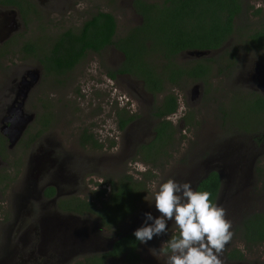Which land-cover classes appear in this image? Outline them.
I'll use <instances>...</instances> for the list:
<instances>
[{"label": "rangeland", "instance_id": "374dc122", "mask_svg": "<svg viewBox=\"0 0 264 264\" xmlns=\"http://www.w3.org/2000/svg\"><path fill=\"white\" fill-rule=\"evenodd\" d=\"M63 1H60L61 9L48 11L43 7V15L48 13L50 16L48 18L44 16L43 20L41 18V21H33L29 24V29L34 32L36 30L37 33H35L38 36H34L33 32L30 33V36L27 35L34 40L39 38L44 49H49L59 32L66 28L78 31L83 22L98 11L110 12L116 17V36L124 35L140 22L138 12L134 11L131 0ZM149 1L158 2L160 0ZM38 2L44 4L47 0H38ZM241 2L243 9L240 15L234 19L235 32L223 44L226 52L235 48L236 64L233 70L228 75L227 69L222 68L221 65L220 72L224 73L219 74L217 67L212 64L211 81L209 86L205 87L201 102L188 104L191 119L186 126L179 146L166 149L169 156L164 161L153 164L155 167H152L151 164H144L136 154L133 155L131 148L125 144L126 134L116 129L119 111H126V108L123 107L125 106L124 102H120L123 99L122 96H136L134 88H137L138 94L145 100L142 103L144 108L140 107L138 110L140 115H145L148 111V109H143L148 107L149 96L141 91L138 81L133 76L129 78L122 76L117 80L109 79L106 76V73L115 69L121 60L120 56L110 47H105L99 53L88 52L78 65L59 79L60 84L54 80L57 77L49 79L44 76L37 85L33 86L27 101L28 111L35 114L37 119L43 114L50 116V124L45 132L50 137L59 139L57 143L60 146L50 148L48 158L59 159L60 166L64 167L63 172L59 171L63 178V181L60 182V188L67 190L62 197L71 196L94 200V194L97 190L105 188L108 191L110 180H116L122 174H129L135 179L141 176L139 174L141 171L136 167L137 164L147 167L148 170L143 173L151 171L153 175L146 182L147 190L143 194L137 210L117 228L105 229L96 225V222L92 226L84 218L88 217L86 216L88 214H82L80 219L73 214V217L76 218L75 227L80 228L83 232L88 227L95 229L97 239L91 240L92 246L89 249L73 239L71 250L67 252L68 255L63 253L65 257H59V264H76L84 254L98 253L100 250L105 251L110 245L109 240L117 232L136 230L141 227L145 221L144 214L156 211L153 184L157 186L158 190L161 183L173 179L180 183H190L193 189L196 180L201 178L204 171L209 168L216 169L224 175L221 178L220 190L214 203L226 210V219L231 221V230L234 232L231 242L220 257L223 264H264V242L253 247L246 246L240 233L236 230L246 216L253 212L264 211V148H252L249 145L246 148V146L238 145L239 142L246 143L249 136L264 130V112L260 117L255 116V114L251 115L250 105L245 104L248 100L247 97H254V94L262 93L250 90L243 82L244 76H246L245 70L247 71L249 67L255 68L256 60L261 62L264 69V48L248 44L244 39L247 33L264 26V0H241ZM256 8L261 9L258 15L253 14ZM15 20L18 22L17 19ZM15 46L16 44H14ZM206 58L219 61V63L222 62V59H218L217 55H210ZM23 59L13 55L11 58L13 65L9 70L15 72V68L21 63L29 66L34 65L33 60ZM186 59V55L178 54L172 59V62L183 64ZM153 61L157 67L167 63L161 57L153 58ZM9 70L4 69V66L0 67L2 76L3 73L9 75ZM179 85L181 91L184 92L187 89L190 90L193 83L183 80ZM183 103L185 105V98ZM229 109L233 118L249 127V130L245 131L234 125V132H231L235 136L234 141L237 146L234 150L235 156L239 155L241 158L246 157L249 160L246 164H243L242 160L240 164L245 173L242 171L235 172V162L231 157L222 163L209 158L218 153L228 155L227 152H233L232 149L224 148L222 145L225 137L223 134L228 131L226 127L228 124L221 111ZM36 123L34 121L30 125L23 139L36 132ZM141 124L143 123L141 122ZM144 124L146 125L145 122ZM81 129L90 131L98 136L101 141L104 140L105 147L101 149L90 146L81 147L77 139ZM112 133L116 136L115 140L110 138ZM225 138V142H227L229 139ZM112 141H115L114 147H107ZM23 146L24 144L21 142L12 150L5 151L3 158L8 160L9 166L11 161L18 157L20 162H26V156L24 158L22 156L27 150ZM123 156L124 158H122ZM251 165H253V169L256 167L259 171H250ZM153 170H157L159 175H154ZM15 171L16 168H13L11 174L16 173ZM239 173L242 174L241 177L238 176ZM26 179L29 180L27 177ZM66 180L69 181L66 183ZM8 192V190H0L2 195L0 198V220L2 221L4 220L3 216L6 217L5 220L9 219L10 216V211L4 203ZM177 229L174 221H170L166 235L154 237L146 244L140 243L138 252L141 257V264H166L167 255L162 253L160 249L165 245L166 237ZM7 243V239L1 235V257L6 255ZM241 245H243V250H241ZM150 249H155V253L152 254ZM234 249L240 250L243 257L240 259L228 257V253ZM58 250L62 253L60 243ZM109 264H122V262L119 258H115L109 261Z\"/></svg>", "mask_w": 264, "mask_h": 264}, {"label": "flooded vegetation", "instance_id": "af4514ba", "mask_svg": "<svg viewBox=\"0 0 264 264\" xmlns=\"http://www.w3.org/2000/svg\"><path fill=\"white\" fill-rule=\"evenodd\" d=\"M60 1L61 0H47V2L43 4V2L39 3L38 0H0V67L4 66V69L8 70L9 68H12L13 64L11 62V58L13 55L18 56L21 60H24L23 58H25L34 61V65L30 66L25 65L24 63L17 65L15 72L9 70V75H5V73H3L4 75L2 76L0 73V190L2 189L9 191L4 203L6 204V208L10 211L9 219L5 220L6 217L3 216L4 222L0 220V236L4 235L8 242V250L5 256H0V264H59V257H65V255H68L67 252L70 251L72 247V243L70 242L61 244L60 238H62L64 242L69 237L68 230L70 224H73L76 219L73 217V214H75L74 216L78 217V219L83 216L82 214H88L86 215L88 217H84L87 219V223H90L92 226H94V222H96V225H100L102 228H105L101 225L100 218L97 215L90 212H84L80 214L65 207L66 205L74 206L72 204H74L75 197H62L63 193L67 192V190L60 188V182L63 181V178L62 173L59 174V171L63 172L64 167L60 166L61 164L59 163L61 162L59 159L50 157L48 158L50 148L60 146L59 143H57L59 141L58 138H54L52 136L50 137V135L45 132V129L50 124L51 118L50 116L43 114V116L37 119L36 115L28 111L27 108V101L29 93L32 91L31 89H33V86L35 84L37 85L44 76L49 79L57 77L54 80H57V82L60 84L61 82L59 79L71 71L76 65H78L88 52H92H86L84 57L74 67L63 73L49 72L45 69L46 64H50L46 58L50 53L52 48L51 46L54 41L65 31L74 30L71 28H66L59 32L53 39L49 49H44L39 38L35 40L29 38L31 32L34 33V36L37 35L36 30L35 33L29 29V24L33 21H41V18L43 20L44 16L47 18L50 16L48 13L43 15V7L48 11H50V9H61ZM133 1L134 0H131L134 6V11H137ZM143 1L146 2L149 5V9L154 12H156L157 8L162 9L165 2L164 0H160L158 2L149 0ZM62 2L64 1L62 0ZM138 16L140 18V24L142 17L139 13ZM114 18L116 17L114 16ZM15 19H17L18 22H16ZM124 35L116 36L115 34V38L123 37ZM244 39L245 42H247L246 38ZM14 44H16L15 47ZM105 47H110V49L118 54L121 59L118 66H116L112 71H109L114 72V77L110 76L109 72L106 73V76L113 80H117L122 76L128 78L133 76L130 73L115 72L121 66L124 60V55L112 44ZM28 48H30V50H28ZM224 49V45L214 49H202V51H205V53L201 55L191 54L192 51L199 49L181 50L178 52V54L186 55L187 59L183 64H172H175L176 66H179L181 69H183L182 76L178 78L177 82H171L168 79V71L164 75V81L161 83L163 90L156 93L146 90L143 85V80L133 76L138 81L141 91L145 95L149 96V100L147 102L148 107L143 109H148V111L145 115H140L138 113L140 112L138 111L140 107L144 108L142 103L145 100L138 94L137 88H134L136 96H122L123 99H121L122 101L120 102H124L125 106L123 107L124 109L126 108V111H119L116 123V129L126 134L125 144L127 147L131 148L133 155L136 154L139 158L140 156H143L138 154V149L142 147V145H146L154 139L156 135L155 127L160 121L163 120L168 121L172 125V128L164 132V134H168L170 131V133L172 132V136L166 138L167 135H164V140H166V142L163 148L172 149L179 146L180 140L183 138V134L187 128L186 126L190 123L191 119V113L189 111L188 104H199L201 102L205 93V87L209 86L211 81L210 76L212 64L217 67L219 74L224 73L222 71L220 72V66L222 65V68L227 69L228 75H230V71L233 70L236 64V56L234 52L235 48L227 50L228 52H226ZM210 55H217V58L222 59V62L219 63V61L206 58ZM255 62L257 63L255 68L252 69V67H249L247 71L245 70L246 76H244L243 82L250 88V90H255L258 93L260 92L262 94L258 95L264 97V93L260 90V81L264 79V69L260 61L256 60ZM8 65L9 67L7 68ZM201 66L206 69L205 71H202V73L200 70H198V67L200 68ZM186 72H198L201 76L195 80L186 75ZM35 75L37 79L36 82L27 89L28 82L31 81L32 78H35ZM175 76L177 77V75ZM183 80H188V82L190 81L193 83V86L190 88V90L187 89L184 92L181 91L179 83ZM211 91L213 90L211 89ZM167 96L174 98L175 108L172 112H163L167 109L165 106ZM184 98L185 105L183 103ZM158 112H162L163 115L157 117L156 114ZM194 113H196V111H194ZM23 114H31L33 118L23 130L17 142L11 145L9 142L8 133L5 132L11 128L13 121L17 120L19 116H23ZM221 114L226 117L225 111H221ZM227 115L226 123L228 125H226V127L228 128V131L224 132L223 135L229 140L225 142L226 138L224 137L222 145L224 148L233 150L232 153L227 152V154L235 162L236 160L234 158V150L237 148V146L235 145L236 143L234 141L235 136L231 134V132H234L235 126L230 109L228 110ZM34 121L37 122L36 132L27 135L26 139H23L25 133ZM141 122L143 124H141ZM136 125L138 126L135 127ZM139 125L141 126L139 127ZM263 132L264 130L262 133ZM84 133H86V135ZM110 138L115 140V134L113 135L112 133ZM77 139L78 144L81 147L90 146L94 148L92 146L94 141L99 145L101 144V148L105 147L104 140L101 141L98 136L91 133L90 131H87L86 129H81ZM259 139L260 137L258 134H253L252 136H249L246 143L239 142L238 145L246 146V148L247 145L251 146L252 148H264L263 142L258 141ZM21 142L24 144L23 148L28 151H26L25 155L22 156L23 158L26 156L27 160L26 162L22 163L18 157L12 160L11 165L9 166V163L7 162L8 160L6 161V159L4 160L3 158L4 153L6 150H12L13 147L20 144ZM114 145L115 141H112L107 147L112 148ZM217 155H221V160H218L220 161L219 163L224 162V155L222 153H218ZM166 157H161L158 162L164 161ZM122 158H124V156ZM242 160L243 164H246L249 161L246 159V157H244V159L241 158L238 162H236V167H234L235 172L242 171L245 173L244 169L242 170L240 165ZM140 161L146 164L142 158H140ZM13 168H16V173L11 174ZM19 169L21 170L19 171ZM251 170L252 172H254V170L256 172L259 171V169L257 170L256 167L253 169V165H251L250 171ZM210 171H216L219 174L221 186V178L224 175L218 170L212 168L204 171V174H208ZM238 176L241 177L242 174L239 173ZM26 177L29 180H27ZM68 181L69 180H66V183ZM103 189L105 190V196H107L110 193L109 185L108 191H106L105 188ZM100 190L102 189H99L95 192L94 197ZM0 198H2L1 194ZM78 229V234L82 236L79 238L78 243L85 245L84 247L89 249L90 246H92L91 240L97 239L95 235V229L88 227L85 232H83L80 228ZM59 243L62 247V253L58 250ZM111 248L112 246L108 245L107 250H100L98 253L106 252ZM91 254L94 253L84 254L82 255V258Z\"/></svg>", "mask_w": 264, "mask_h": 264}, {"label": "trees", "instance_id": "16d2710c", "mask_svg": "<svg viewBox=\"0 0 264 264\" xmlns=\"http://www.w3.org/2000/svg\"><path fill=\"white\" fill-rule=\"evenodd\" d=\"M164 1L163 8H157L154 12L143 0H134L142 21L119 38H115L117 25L114 16L110 12L98 11L84 21L78 31L67 30L54 41L46 58L50 64H46L45 69L49 72L63 73L74 67L86 52L98 53L105 46L112 44L124 55L121 66L115 72L130 73L143 80L146 90L156 93L163 90L161 83L168 71V79L171 82H177L182 76L183 69L172 64V58L178 52L184 49L202 50L222 46L235 32L234 19L243 9L241 0ZM260 11V8H256L253 14L258 15ZM244 38L248 44L264 48V26L247 33ZM159 57L166 60L167 63L164 66L157 67L153 64V58ZM198 70L202 73L206 69L201 66ZM185 74L195 80L201 76L198 72H186ZM109 75L114 77V72H109ZM247 99L245 104L250 105L251 115L255 114L260 117L264 112V97L254 94V97H247ZM165 106L167 109L163 112H172L175 108L174 98L167 96ZM224 111L226 114L224 119L227 120L228 110ZM161 115H163L162 112L156 114L157 117ZM232 119L237 128L249 130L245 124L233 117ZM170 128L172 125L168 121H160L155 127L154 139L138 149V154L143 155L140 158L146 164H152L153 167V164L159 163L161 157L169 156L163 147L166 142L164 135H167L166 138L172 136L170 131L164 134ZM257 134L260 137L258 141L264 144L262 132ZM92 146L101 148V144L95 141ZM139 174L141 176L137 179L129 174H122L116 180H110V193L107 196L104 194L105 190L102 189L96 193L94 200L75 197L74 204H72L74 206L66 205L65 207L80 214L93 213L100 218L101 225L105 228H117L137 210L138 203L147 190L146 182L153 176L151 171L139 172ZM219 189V174L216 171H210L198 182L195 191L211 192L210 199L215 202ZM236 230L246 246L253 247L263 243L264 211L253 212L246 216ZM133 233L134 231H129L117 239L110 250L86 256L79 259L76 264H109V261L115 258H119L122 264H141L138 252L140 242L136 240ZM116 235H120V232ZM178 235L179 229L171 232L166 237V242ZM166 242L163 248L167 247ZM228 257L240 259L243 255L240 250L234 249L228 253Z\"/></svg>", "mask_w": 264, "mask_h": 264}, {"label": "clouds", "instance_id": "9594fccd", "mask_svg": "<svg viewBox=\"0 0 264 264\" xmlns=\"http://www.w3.org/2000/svg\"><path fill=\"white\" fill-rule=\"evenodd\" d=\"M141 172L148 169L142 164ZM154 175H159L153 170ZM155 190V209L159 216L145 213L144 224L133 235L141 244L168 233V221H174L179 235L166 242L160 251L167 255L166 264H223L221 255L231 242L234 232L226 219V210L215 204L211 192L194 191L190 183L169 179ZM151 221V223H149ZM243 250V245L240 246ZM155 253V249H150Z\"/></svg>", "mask_w": 264, "mask_h": 264}, {"label": "water", "instance_id": "95a60500", "mask_svg": "<svg viewBox=\"0 0 264 264\" xmlns=\"http://www.w3.org/2000/svg\"><path fill=\"white\" fill-rule=\"evenodd\" d=\"M205 53V51H202V50H194L191 52V54H196V55H201ZM33 74H34V71H33ZM36 75H35V78H32L31 81L28 82V86H27V89L32 86L35 82H36ZM260 90L264 93V79H262L260 81ZM33 116L31 114H23V116H19V118L17 120H14L12 125H11V128L9 130H7L5 133H8V138H9V142L11 143V145L15 144V142H17V140L19 139V137L21 136L23 130L25 129V127L27 126V124L32 120ZM262 135H264V132L262 133ZM228 155H224V161H226L228 159ZM211 160H216L218 161L220 158H221V155H215V156H211L209 157ZM235 165H236V162H238L241 157L239 155H236L235 157ZM221 160V159H220ZM229 160V159H228ZM205 165L207 164L206 162L204 163ZM207 175L204 174L201 178L197 179L196 182H195V185L193 186V190L195 191L196 189V186L198 184V182L204 178L205 176ZM153 216L156 217V216H159V213L157 211H153ZM170 221H168L169 223ZM60 223V222H59ZM68 225V223H67ZM61 226V225H60ZM60 226H59V229H60ZM76 225L73 223V224H70V227H69V237L67 238L66 241L63 242V239L60 238V242L61 244H66V242H70L72 243V240L74 239V241L77 240V242L79 241V238H81L82 236L78 234L79 230L77 229V227H75ZM129 231H135V230H127V231H122L120 232V235H115L113 238H111L109 241H110V245L112 246V244L117 240L119 239L120 237L124 236L127 232ZM109 245V246H110Z\"/></svg>", "mask_w": 264, "mask_h": 264}]
</instances>
